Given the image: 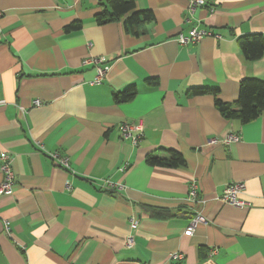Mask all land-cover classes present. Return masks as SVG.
Segmentation results:
<instances>
[{
    "label": "crops",
    "instance_id": "crops-1",
    "mask_svg": "<svg viewBox=\"0 0 264 264\" xmlns=\"http://www.w3.org/2000/svg\"><path fill=\"white\" fill-rule=\"evenodd\" d=\"M104 1L0 0V152L15 176L0 195V264H264V113L243 123L215 105L235 102L244 78L264 79V52L247 60L239 45L264 37V0H214L192 12L188 0H135L152 14L137 34L127 14L97 24ZM73 22L80 27L67 31ZM194 26L221 38L178 43ZM94 55L109 64L99 84L82 64ZM193 87L216 93L190 95ZM127 90L130 99H116ZM124 123L139 127L122 137ZM230 133L239 140L208 141ZM163 149L184 164L145 161ZM105 178L124 187L111 190ZM193 181L198 199L189 202ZM235 181L248 206L220 201Z\"/></svg>",
    "mask_w": 264,
    "mask_h": 264
},
{
    "label": "trees",
    "instance_id": "trees-1",
    "mask_svg": "<svg viewBox=\"0 0 264 264\" xmlns=\"http://www.w3.org/2000/svg\"><path fill=\"white\" fill-rule=\"evenodd\" d=\"M135 0H105L103 9L95 16L97 24H104L119 20L120 17L127 14L125 18L127 29L138 33L137 27L152 19L150 11L135 10ZM80 27L79 22L69 24L65 29L75 30ZM239 45L243 55L247 60H253L261 56L264 52V37L261 34H250L242 36L239 39ZM216 93L215 89L206 87H193L189 90L190 95H199L204 93ZM134 91L127 90L117 94L116 99L123 101L130 99ZM215 105L220 113L226 118H237L241 122H247L264 113V79L248 77L240 81L238 96L235 102H223L215 97ZM163 155L149 153L145 161L150 165L163 167H179L184 164V158L180 152L174 149H163Z\"/></svg>",
    "mask_w": 264,
    "mask_h": 264
},
{
    "label": "built area",
    "instance_id": "built-area-1",
    "mask_svg": "<svg viewBox=\"0 0 264 264\" xmlns=\"http://www.w3.org/2000/svg\"><path fill=\"white\" fill-rule=\"evenodd\" d=\"M213 1L214 0H188V10L190 12H192V11H194L195 8L208 6ZM0 15H1V11H0ZM205 36H212L215 39L221 38L220 34L213 33L210 29L199 27V26H194L186 33H182V32L179 33L177 35V41L180 44H189V43L197 42L198 40H200L202 37H205ZM82 64L83 65L89 64V65H92L94 68L95 72H94V76L89 81L90 84L101 83L105 77L106 72L109 69V64L107 63V61L105 60V58L103 56H95L94 55V56L85 57L82 60ZM33 104L40 105L41 101L36 99L33 101ZM137 127H139V126H131V125L124 123V124H121L119 126V130L121 132L122 137H130L131 136V132H130L131 128L136 129ZM136 138H137V136L132 137V139L134 141ZM238 140H239L238 135L230 133V134L225 135L223 138H220L219 140L209 139L208 141L210 143L216 142V141H219L221 143H230V142H236ZM48 156L52 161L55 162V165L57 167L63 168L65 170H68L71 173H73V170L69 166V159L66 156H62L56 151L48 152ZM0 160H1L0 171L2 173V180L0 182V195L9 194L13 190V184H14V179H15V176H14V173H13V170L11 167V157L6 151H2V152H0ZM123 169H124L123 167L120 168V170H123ZM103 182L111 190L112 189H121L124 187L123 183L111 181V180L106 179V178L103 179ZM66 186H67V188H70V185L68 182H67ZM243 188H244L243 182L235 181V182L229 183L225 187L224 193L220 197V201H222L224 203L231 204L233 206H237V207L248 206L249 203L240 196V193L242 192ZM198 192H199L198 184L193 181L189 185V190H188V195H187L188 201L189 202H196L198 199ZM138 220L139 219H138L137 215H135L133 213L129 215L128 222H129V226L132 230H136V228L138 226ZM200 221H203V217L199 214L195 215L190 220V223L187 226V228L185 229L184 234L190 235L191 232L193 231V228L195 227V225ZM133 243H134V235L133 234L127 235L126 245L131 246V245H133ZM172 256H174L175 258H180L179 257L180 255L178 253H175Z\"/></svg>",
    "mask_w": 264,
    "mask_h": 264
}]
</instances>
